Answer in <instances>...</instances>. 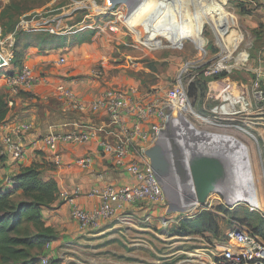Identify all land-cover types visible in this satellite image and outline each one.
Instances as JSON below:
<instances>
[{
	"label": "built area",
	"instance_id": "obj_1",
	"mask_svg": "<svg viewBox=\"0 0 264 264\" xmlns=\"http://www.w3.org/2000/svg\"><path fill=\"white\" fill-rule=\"evenodd\" d=\"M126 4L129 5L130 0H107L103 9H97L96 15H116L119 6ZM117 14L120 18L123 16L122 12L118 11ZM32 23H21L13 32L6 34L0 27V70H14L17 33L30 32ZM234 41L236 44L233 52H228V49L220 54L204 70V74L216 77L234 72H252L256 78L250 88L242 86L240 89L237 83L240 90L238 95L225 83L217 89L214 83L208 84L210 91L214 92L212 99L216 103L211 110L212 118L197 113L192 105L190 86L196 76L187 79L183 74L162 96L154 92L143 94L136 86H131L108 89L102 96L87 101L74 90L76 80L62 82L58 86L57 98L66 111L82 114L89 122L78 125L77 129L68 133L44 136L34 143L36 151L42 153L51 165L59 167L62 165L61 146H83L96 140L111 170L127 174L135 180L131 186L107 183L93 188L89 196L99 197L102 201L93 210H84L71 199L70 216L82 232L99 229L103 222L113 220L123 206L141 203L149 206L165 205L163 186L146 156L147 150L157 143H166L182 150V161L189 180L191 171L188 155L191 147L202 145L218 152L228 163L230 184L237 191L236 200L232 203L245 202L250 212H262L250 149L234 133L239 131L251 136L245 129L244 120L250 117L253 107L255 111L264 112V90L260 71L251 66V54L242 35ZM206 55H202L203 59ZM65 62V58L57 61L61 66ZM207 63L197 64L204 66ZM97 74L101 75V72ZM8 80L11 90L19 94L22 90H30L38 85L42 76L37 75L33 68L23 67ZM238 118L242 120L238 121ZM30 130L31 126L24 124L11 126L5 134L0 132L1 155L21 161L26 155L24 139ZM76 162L84 169L92 166L89 155ZM161 222L164 227L169 225L165 218H161ZM227 236V244L220 247V255L212 264H264V243L258 236L239 224L233 226ZM39 264L54 263L49 255L44 254Z\"/></svg>",
	"mask_w": 264,
	"mask_h": 264
},
{
	"label": "rangeland",
	"instance_id": "obj_2",
	"mask_svg": "<svg viewBox=\"0 0 264 264\" xmlns=\"http://www.w3.org/2000/svg\"><path fill=\"white\" fill-rule=\"evenodd\" d=\"M137 1L130 0L129 5L119 6L118 11L123 14L120 18L118 11L116 15H96L97 9H103L107 0H0V19L6 9L11 7L6 12V18L0 21V27L9 22L8 18H12L16 27L21 23L33 22L32 29L35 34L43 35L44 39L49 41L60 34H68L69 40L85 37L86 42L74 45L77 46L72 50L77 51L75 58L58 55L66 59L65 64L61 66L56 62L49 67L63 73L64 77L77 69L79 72L72 74L69 80L98 81L93 93L94 98L102 96L108 89L117 90L131 86H136L143 94L154 92L162 96L185 74L187 79L196 76L193 83H198L197 93L190 96L194 109L197 113L212 118L211 110L216 103L212 99L214 92L210 91L208 84L214 83L217 89L220 84L225 83L235 95L240 91L237 83L240 89L242 86H251L256 78L252 72H234L220 79H215L218 76L208 77L204 74V70L220 54H224L227 49L228 52H233L236 42L232 40H237L241 35L251 54V66L258 68L256 66L263 54L255 50L254 41L259 39L261 33L245 26L242 11L247 8L231 0H147L155 6L150 10L136 4ZM212 2L220 6L225 14L224 18L216 20L215 25L205 23L193 28H176L157 17L154 12L157 10L164 14L168 11L165 15L195 23L203 20V12ZM190 16L192 20L188 19ZM202 55H206L205 59ZM198 62L208 63L202 66L197 64ZM14 65L17 67V60ZM185 69L187 72H184ZM37 71L38 69H35L36 74ZM99 71L101 75L97 74ZM261 81L264 90V81ZM241 120L238 118V121ZM244 125L251 136L239 131L234 135L251 149L262 212H250L245 202L232 203L236 199L230 200L227 194L229 192L226 191V195L211 194L205 205L197 204L193 210L191 206L187 211L177 213L178 218L185 219L204 210L215 212L216 208H223L222 213L217 214L220 247L228 242L227 234L237 224L244 226L264 243L262 236L254 232V228H259L264 234V112L255 111L253 107V112L250 117H246ZM103 162L106 168L111 170L108 162ZM165 196V206L171 210L169 199H172V196L170 192ZM179 226L180 224L176 227H164L163 224H156L153 237L150 236L145 243L136 248L129 244V250L140 255L127 263L183 264V261L184 264H206L200 244H212V240L217 236L205 233L184 238H169L167 232L170 228ZM107 259L109 261H105ZM107 259L101 264H116V259H120L116 255V247L107 253ZM52 262L57 263L54 259ZM80 263L83 264V261Z\"/></svg>",
	"mask_w": 264,
	"mask_h": 264
},
{
	"label": "crops",
	"instance_id": "obj_3",
	"mask_svg": "<svg viewBox=\"0 0 264 264\" xmlns=\"http://www.w3.org/2000/svg\"><path fill=\"white\" fill-rule=\"evenodd\" d=\"M231 1L247 8L246 11L249 13L242 14L245 26L261 33L259 39L254 41V48L263 54L256 67L260 71V79L264 81V0ZM75 47L53 51H41L33 47L27 49L24 53L23 67L38 69L37 74L42 76V81L32 89L22 90L19 94H15L8 83L9 77L6 73L13 70H0V97L8 104V112L5 118L0 120V132L5 134L11 126L24 124L31 126L24 139L25 157L21 161H15L9 156H4V159L0 160V191L12 192L13 182L10 180L13 176L33 165L40 166L43 180H54L60 190L59 199L53 209L42 212L44 222L53 228L56 234V240L49 244L44 254L49 255L57 264H82L80 261H83V264H89L88 262L101 264L107 259V253L116 247V255L120 259H116L115 263L129 264L127 263L129 260L140 255L138 252L130 251L129 244L136 248L145 243L150 236L153 237L156 224H162L161 218L168 220L169 227L171 225L176 227L184 218H178L177 213L168 210L165 205L149 206L141 203L123 206L113 220L103 222L99 229L91 232H82L78 223L71 219V199L80 208L93 210L102 203L99 197L89 196L93 188L107 183L116 186H131L135 183L127 174L115 173L106 168L96 140L83 146H61L62 165L59 167L49 164L43 154L36 151L34 143L44 136L68 133L77 129L78 125L89 122L82 114L66 111L56 94L58 86L62 82H69L72 74L79 71L77 69L70 71V74L64 77L63 73L49 67L56 64L61 55L70 59L75 58L77 51H72ZM59 52L61 54H58ZM17 71L18 68L14 73ZM97 82L78 81L74 90L83 100H93ZM86 155L92 158V166L84 169L76 161ZM228 174L227 194L229 198L234 199L237 191L230 184V170ZM18 195L20 192L16 194ZM169 231L167 232L169 238H181L172 237ZM218 239V237L213 239L212 244L207 242L200 244L203 247L206 264H210L220 255L221 243ZM182 263L184 264L183 261Z\"/></svg>",
	"mask_w": 264,
	"mask_h": 264
},
{
	"label": "trees",
	"instance_id": "obj_4",
	"mask_svg": "<svg viewBox=\"0 0 264 264\" xmlns=\"http://www.w3.org/2000/svg\"><path fill=\"white\" fill-rule=\"evenodd\" d=\"M8 7L2 14L0 21L6 18ZM248 11H242L247 14ZM9 22L2 26L3 32L10 33L16 28L15 20L8 18ZM34 29L30 32H18L16 36L14 70L23 68L24 53L31 47H37L41 51H53L70 48L86 42V38L75 37L69 40L68 34L54 36L51 41L44 39L43 35L35 34ZM76 35V33H75ZM8 71V77L15 73ZM225 74L215 79L223 78ZM198 83L190 86V96L197 93ZM8 112V104L0 97V120H3ZM1 151V143H0ZM4 156H0L3 160ZM13 191L3 193L0 191V264H36L44 255L46 247L56 240L54 229L44 222L42 212L52 210L57 203L60 190L54 180L45 181L42 178L40 166L33 165L23 169L19 174L11 178ZM20 192V195L16 194ZM223 208L218 207L215 212L204 210L196 216L181 220L178 228L169 231L172 237H191L211 233L220 235L217 214L222 213ZM257 235L264 234L259 228H254ZM54 263V262H53ZM57 264V263H54Z\"/></svg>",
	"mask_w": 264,
	"mask_h": 264
},
{
	"label": "water",
	"instance_id": "obj_5",
	"mask_svg": "<svg viewBox=\"0 0 264 264\" xmlns=\"http://www.w3.org/2000/svg\"><path fill=\"white\" fill-rule=\"evenodd\" d=\"M180 148L157 143L146 152L151 167L163 186L170 192L169 207L175 213L189 207L205 205L211 194L226 195L229 166L218 152L195 145L189 149L188 161L191 180L188 179Z\"/></svg>",
	"mask_w": 264,
	"mask_h": 264
},
{
	"label": "bare ground",
	"instance_id": "obj_6",
	"mask_svg": "<svg viewBox=\"0 0 264 264\" xmlns=\"http://www.w3.org/2000/svg\"><path fill=\"white\" fill-rule=\"evenodd\" d=\"M136 4L141 5V6L145 7V8H147V9H150V10L154 9V7H155L153 5V3H149V2H147V0H138ZM154 12L156 13L157 17L164 19L168 24H171L173 27H176V28L177 27H179V28H193V27H196L198 25L205 24V23H210V24H214L215 25L216 24V20L218 21V20H220V19L225 17V14L223 13L222 8L220 6H218L214 2L210 3L209 4V8L204 10V12H203V20L200 21V22H195V23L186 22V21H184L183 18H177V17H171V16H168V15H165L168 11H166V13H164V14L163 13L161 14L157 10H155ZM188 19L192 20V16H190V18H188ZM250 151H251V149H250ZM196 207H197V204L192 206L191 210H193Z\"/></svg>",
	"mask_w": 264,
	"mask_h": 264
}]
</instances>
